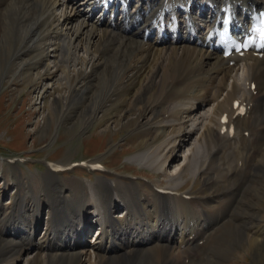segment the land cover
Instances as JSON below:
<instances>
[{
  "label": "bare ground",
  "instance_id": "6f19581e",
  "mask_svg": "<svg viewBox=\"0 0 264 264\" xmlns=\"http://www.w3.org/2000/svg\"><path fill=\"white\" fill-rule=\"evenodd\" d=\"M259 12L264 0H0V43L14 35L28 47L35 69L42 67L45 76L52 68L51 75L60 71L52 77L65 84L58 126L87 98L77 120L82 129L105 118L145 137L128 161L163 172L186 148L164 188L167 194L135 186L139 192L132 200L120 176L60 186V197L46 202L40 238L34 236L39 206L32 214L1 208L11 214L0 215V264H223L236 240L253 239L244 222L235 224L240 217L223 227L226 217L237 214H223L225 201L238 194L218 189L216 174L224 164L219 160L237 167V160L264 146V48L225 58L216 32L231 17V32L242 35ZM236 101L248 109L233 119ZM224 114L235 125L233 136L220 132ZM262 155L250 166L251 178L264 169ZM186 172L204 181L199 196L181 192ZM47 174L55 185L64 183L56 172ZM66 188L77 201L64 195ZM104 191L112 200L105 201ZM120 207L124 215L112 213ZM92 222L99 233L88 250L83 237Z\"/></svg>",
  "mask_w": 264,
  "mask_h": 264
},
{
  "label": "rangeland",
  "instance_id": "374dc122",
  "mask_svg": "<svg viewBox=\"0 0 264 264\" xmlns=\"http://www.w3.org/2000/svg\"><path fill=\"white\" fill-rule=\"evenodd\" d=\"M133 5L132 3L130 8ZM92 15L95 18L100 16L98 10H95ZM27 50L28 47H24V44L17 41L14 35H7L0 43V215L2 217L11 214L9 210L7 214L1 213V208L5 206L10 209L16 208V212L23 210L27 213L32 212V207L39 206L40 222L34 236L40 238L45 233L48 219L49 209L46 202L60 197V186L67 182L74 184L76 180L88 178L89 181L95 182L103 177L114 181L120 176L118 180L126 184V191L132 200L135 198L134 194L139 192L135 186H140V190L150 193L155 187H164L170 183L171 178L169 177L176 169L174 166H177L186 155V148L182 149V153H177L170 168L163 172L158 171V168L157 170L142 168L128 161L127 158L130 155L142 149L145 137L141 133H130L131 126L118 127L117 122L112 124L105 118L98 125L82 129L78 126L77 120L88 103L87 98L78 109L66 113L61 125L58 126L57 113L65 96V84L64 81L60 79L55 81L52 77L58 76L59 78L60 71H57L58 75H51L50 73L56 70L52 68L45 76L40 71L42 67L35 69V65L30 64ZM13 55L18 58L11 62ZM109 67L112 68V62L109 63ZM4 74L5 79L3 80ZM238 74L240 75V70ZM49 80H52V83ZM98 89L102 97L105 84ZM254 148V153L246 154L243 162L237 160V167L236 162L219 160V163L224 164L220 172L216 174V178H219L216 182L220 185L217 188L222 186L234 189L238 194L225 201L223 214L226 212L237 214L233 217H226L227 220L223 227H228L229 221L240 217L235 224L244 222L254 232L253 234L250 231L252 235L246 234L252 236L253 239L243 238L241 241L239 239L236 240V245H231L233 248L231 257L223 264H264V169L256 170L255 176L250 177V171L254 165L253 160L261 152L263 153L261 157L264 156V146L262 150L256 149V146ZM236 155L238 156V152ZM19 157L26 159V162L14 164L7 162L9 159ZM45 160L57 162L63 166L75 160L98 161L105 166L106 172L87 173L85 170H74L63 175L56 173L64 183L55 185L46 178L52 168L48 166L46 171ZM182 176L181 192L184 189L187 190L185 192L199 196L204 181L191 179L189 172ZM104 194L106 202L112 200L111 192L104 191L102 195ZM64 195L70 197L73 203L77 201L71 189L66 188ZM136 197L138 198L137 195ZM66 207L70 211L69 206ZM91 211L89 210L90 213ZM112 213L122 216V207L114 208ZM89 220L94 222L93 218ZM93 222L83 237L82 248L88 250L97 236V229ZM228 239L235 238L229 236ZM24 261L20 264H25Z\"/></svg>",
  "mask_w": 264,
  "mask_h": 264
}]
</instances>
